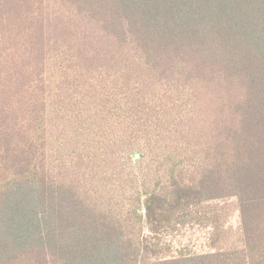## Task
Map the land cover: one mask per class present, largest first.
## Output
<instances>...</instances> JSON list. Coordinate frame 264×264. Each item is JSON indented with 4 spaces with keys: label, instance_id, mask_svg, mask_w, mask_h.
Segmentation results:
<instances>
[{
    "label": "trees",
    "instance_id": "obj_1",
    "mask_svg": "<svg viewBox=\"0 0 264 264\" xmlns=\"http://www.w3.org/2000/svg\"><path fill=\"white\" fill-rule=\"evenodd\" d=\"M0 264H264V0H0Z\"/></svg>",
    "mask_w": 264,
    "mask_h": 264
},
{
    "label": "rangeland",
    "instance_id": "obj_2",
    "mask_svg": "<svg viewBox=\"0 0 264 264\" xmlns=\"http://www.w3.org/2000/svg\"><path fill=\"white\" fill-rule=\"evenodd\" d=\"M225 224L230 231L229 244L237 245L239 238L240 219L234 206ZM212 226L198 221H188L175 229H170L160 235L161 246L171 249L170 255L177 256L181 252L187 254H207L214 252L211 245Z\"/></svg>",
    "mask_w": 264,
    "mask_h": 264
}]
</instances>
